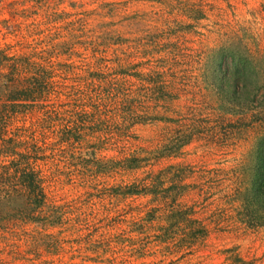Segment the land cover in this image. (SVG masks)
I'll list each match as a JSON object with an SVG mask.
<instances>
[{
  "label": "rangeland",
  "instance_id": "rangeland-1",
  "mask_svg": "<svg viewBox=\"0 0 264 264\" xmlns=\"http://www.w3.org/2000/svg\"><path fill=\"white\" fill-rule=\"evenodd\" d=\"M262 135L264 0H0V264H264Z\"/></svg>",
  "mask_w": 264,
  "mask_h": 264
},
{
  "label": "trees",
  "instance_id": "trees-1",
  "mask_svg": "<svg viewBox=\"0 0 264 264\" xmlns=\"http://www.w3.org/2000/svg\"><path fill=\"white\" fill-rule=\"evenodd\" d=\"M211 62L212 86L220 96L226 98L227 95L228 101L238 102L240 96L246 92L250 78L256 74V69L251 60L247 56L235 54L230 49L220 48L214 51ZM27 96L30 98L31 95ZM17 98L15 96L14 100L16 101ZM28 98L24 99L32 103L35 102V99ZM184 143L185 140L181 144ZM177 148L175 149L177 150ZM249 170L250 178L239 196L240 204L245 213H251L252 215V210L258 211L255 223L259 225L264 222V135L256 141ZM21 183L28 189L34 190L33 188L37 187L35 177L30 171L21 173ZM133 189L128 188L129 193L135 192L132 191ZM238 193L239 191H237ZM40 197V202L46 203L45 193L41 191Z\"/></svg>",
  "mask_w": 264,
  "mask_h": 264
}]
</instances>
